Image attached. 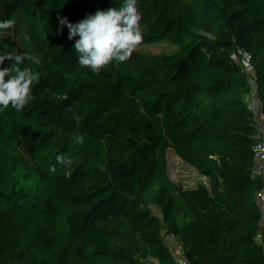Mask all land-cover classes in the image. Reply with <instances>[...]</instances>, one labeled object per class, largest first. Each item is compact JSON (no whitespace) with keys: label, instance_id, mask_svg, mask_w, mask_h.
Returning <instances> with one entry per match:
<instances>
[{"label":"trees","instance_id":"1","mask_svg":"<svg viewBox=\"0 0 264 264\" xmlns=\"http://www.w3.org/2000/svg\"><path fill=\"white\" fill-rule=\"evenodd\" d=\"M192 1L138 0L142 44L97 74L59 18L123 0H0L16 5L0 56L39 60L19 65L38 73L32 102L0 111V264H217L199 178L229 263L264 264V97L239 74L264 68V25L246 13L261 0H207L198 31Z\"/></svg>","mask_w":264,"mask_h":264},{"label":"clouds","instance_id":"2","mask_svg":"<svg viewBox=\"0 0 264 264\" xmlns=\"http://www.w3.org/2000/svg\"><path fill=\"white\" fill-rule=\"evenodd\" d=\"M137 2L123 0L119 7L98 9L74 22L66 17L59 18L61 27L67 30V39L74 41L72 50L81 67L98 74L112 62L123 63L132 57L143 42L142 16ZM12 27L11 20L0 22V29ZM25 59H32L39 64V60L34 57L0 56V65L5 60L14 61L11 69L0 67V111L7 110L9 106L16 111H23L32 102L31 89L38 82V73H33L27 67H19ZM57 162L70 163L63 156H57Z\"/></svg>","mask_w":264,"mask_h":264},{"label":"rangeland","instance_id":"3","mask_svg":"<svg viewBox=\"0 0 264 264\" xmlns=\"http://www.w3.org/2000/svg\"><path fill=\"white\" fill-rule=\"evenodd\" d=\"M206 5L207 0H193L189 5V18L195 31H198L206 22V15L204 12V8L206 7ZM15 12V4L2 6L0 8V22L7 21ZM246 13L256 19V23L258 26H263L264 0H261L259 3L246 10ZM4 35H6V30L0 29V37ZM75 69V76L77 78L76 83L80 86V90H82L86 82L85 76L81 73L78 68ZM239 74L244 78L245 88L250 94L251 98L253 100L262 99V97H264V68H261L253 63H249L247 65H243L240 68ZM137 85L138 82L136 81L125 82L122 84V88L124 90H127ZM124 180H129L126 175L113 178L111 181H113L114 183H120Z\"/></svg>","mask_w":264,"mask_h":264},{"label":"built area","instance_id":"4","mask_svg":"<svg viewBox=\"0 0 264 264\" xmlns=\"http://www.w3.org/2000/svg\"><path fill=\"white\" fill-rule=\"evenodd\" d=\"M193 192L209 206L211 222L207 227L208 239L212 244L217 264H230L224 242V237L218 223L216 200L212 186L203 179H197L193 184Z\"/></svg>","mask_w":264,"mask_h":264}]
</instances>
